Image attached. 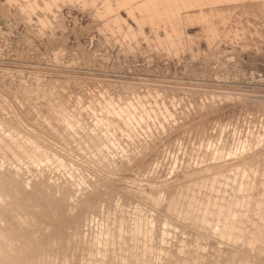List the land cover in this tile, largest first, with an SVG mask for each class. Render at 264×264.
Segmentation results:
<instances>
[{"label": "rangeland", "instance_id": "obj_1", "mask_svg": "<svg viewBox=\"0 0 264 264\" xmlns=\"http://www.w3.org/2000/svg\"><path fill=\"white\" fill-rule=\"evenodd\" d=\"M263 160L264 0H0V164L50 178L0 264H264L215 211L264 200Z\"/></svg>", "mask_w": 264, "mask_h": 264}, {"label": "bare ground", "instance_id": "obj_2", "mask_svg": "<svg viewBox=\"0 0 264 264\" xmlns=\"http://www.w3.org/2000/svg\"><path fill=\"white\" fill-rule=\"evenodd\" d=\"M229 7V6H228ZM21 79V78H20ZM19 80V79H18ZM13 81H15V80H13ZM30 81H31V79H30ZM18 83V82H17ZM12 127V126H11ZM14 128V127H13ZM17 129V128H16ZM36 143V142H35ZM17 144H18V141H17ZM36 144H38V143H36ZM38 154V153H37ZM30 154L28 153V155L26 154V156H24L25 158H26V160H30L29 162H32V163H34V162H36L37 164H43V165H46V159H48V157L49 156H41L42 158H44V159H42V158H40V159H38L37 157V159L36 158H34L35 156L34 155H32V157L34 158V159H32V158H30V156H29ZM44 155H45V153H44ZM56 155V154H55ZM40 156V155H39ZM261 157V156H260ZM263 163H264V160L262 161ZM21 163V162H20ZM261 165V164H260ZM263 165V164H262ZM228 166V165H227ZM264 166V165H263ZM3 167V171L0 169V215H2L3 214V216H4V218H0V238L1 239H8L9 237H11V239L13 238H16V237H21V236H24L26 233H28L27 231H28V229L26 230V228L25 229H23V227L22 226H24V224H20V223H22L23 222V219L19 216V215H17V213H21L20 212V210L19 209H24V207H31L32 206V208H33V206L35 205V204H38V206H40L42 203L40 202L39 203V200H38V197H39V194L42 192V187L43 186H45L49 181H50V178L49 177H47V176H42L43 174L41 173V174H36L33 178H23L21 175H20V173H19V170H17V168H15V166H13V164L12 163H4V164H0V168H2ZM202 168V167H201ZM236 174V173H235ZM262 183V185L264 186V180H261V181H259V183ZM64 186L65 187H67V190H69V182L67 181V180H64ZM249 186V187H248ZM248 186L246 185V187H248L249 188V190H251V194L249 193V194H247V198L250 196V195H252V194H255L254 193V190L255 189H257V187L252 183H249L248 184ZM240 187H242V184L240 185ZM34 190V192H30V191H33ZM14 193V194H13ZM264 194V193H263ZM263 194H261L262 195V197L264 196ZM243 199L246 197H244V196H241ZM251 197V196H250ZM250 197H249V199H250ZM256 198L255 199H253L254 198V196H253V198H252V200H247L248 202L247 203H245V204H243V202H242V204H239L240 202V199H237V198H234V200H232V202L231 203H233V204H230L226 209H222V208H220L219 207V205L218 204H216L218 207V209H216L215 211H217L218 213H220V215L217 213V212H213V214H217V215H219V216H217V218L218 217H221V219H220V221L222 220V223H220L219 225H222L223 224V222H225L226 223V221L227 220H229V222L228 223H226L225 225H222L223 227H226V228H228L230 231L231 230H233V229H235L233 232H235L236 233V231H243V230H241L240 228L242 227L241 226V224H243L244 223V221L245 222H247V221H253V222H257L258 224H255L256 226H257V228H255L254 226L253 227H251L250 228V230H248L246 233H253V234H258V232L260 231H264V222H261V218L262 217H264V215H263V212H264V200H262V199H260V197L258 196H255ZM69 198H71V197H69L68 195H66V197L65 198H63L64 200H66V202H68V200L67 199H69ZM257 198H259L257 201H256V199ZM264 199V198H263ZM3 200H8V201H3ZM246 199H244L243 201L244 202H246L245 201ZM66 202H65V204H66ZM239 204V207H238V204ZM69 204H71V202H69ZM237 204V206H235ZM67 206L66 207H68V203L66 204ZM191 205V204H190ZM252 205H254V210H252L251 208V212L249 213V216H248V208H249V206L250 207H252ZM37 206V205H36ZM138 207V206H137ZM235 207V208H234ZM37 208V207H36ZM69 208H71V207H69ZM189 209H188V211H190V210H192V211H190L191 212V214H192V212H194V213H196L195 212V210L197 209V207L195 206V205H193L192 206V208H191V206H189L188 207ZM191 208V209H190ZM67 210H68V212H69V209L68 208H66ZM19 210V211H18ZM66 210V211H67ZM228 210V212H226ZM25 211H27V210H25ZM34 210H32V212H33ZM67 212V213H68ZM185 212H187V209H186V211ZM237 213V217H236V219H233L232 220V218H233V216H232V213ZM5 213V214H4ZM23 214H24V212H22ZM189 213V212H188ZM193 213V215L195 216V214ZM227 213V214H226ZM224 214H226L225 216H223L222 217V215H224ZM14 215H16V217H14ZM22 215V214H21ZM187 216H189L188 214L187 215H184V217L182 218V215H181V217H178V219H180L181 221H186L185 223L187 224H189L191 227H195V228H197V230L198 231H202L201 229H203V231L205 232V231H209V232H213V231H216L215 229H214V227H215V224H211V226H207L208 225V223H207V219L205 220L204 218L203 219H199V218H197L196 216H195V218H197V219H195V220H192L193 219V216H192V219H187V218H185V217H187ZM190 218H191V216H189ZM148 218V217H147ZM227 219V220H226ZM192 220V221H191ZM247 220V221H246ZM189 221V222H188ZM216 221V219H214V222ZM1 222H5V225H2L1 224ZM182 222V223H183ZM219 223V220L218 221H216L215 223ZM218 223H217V225H218ZM251 223V222H250ZM245 225V224H244ZM33 226V225H32ZM83 226H87L86 225V223L83 225ZM189 226V227H190ZM203 227V228H202ZM194 228V229H195ZM237 228V229H236ZM248 228V227H247ZM31 229V228H30ZM36 229V227H33V230H35ZM190 229V228H189ZM193 229V228H192ZM212 229H214V230H212ZM219 229H221L220 228V226H219V228H218V231H219ZM223 229V228H222ZM240 229V230H239ZM197 230L195 231V232H197ZM226 230V229H225ZM218 231H216V232H218ZM227 233H228V230L226 231ZM32 233V232H31ZM57 233V232H56ZM201 233V232H200ZM199 233V234H200ZM203 233V232H202ZM245 233V234H246ZM204 234V233H203ZM202 234V235H203ZM218 234H219V232H218ZM57 235V234H56ZM59 235V234H58ZM221 235V234H220ZM219 235V236H220ZM225 235H226V233H225ZM261 235H262V233H261ZM264 235V234H263ZM205 236H206V232H205ZM218 236V235H217ZM233 236V235H232ZM258 236V235H257ZM152 237H153V235H152ZM152 237H151V239H152ZM192 237V236H191ZM222 237L223 238H226V239H223L224 241L226 240V243H229V246L230 245H232L231 243H233V242H235V241H231L232 239H230L227 235L226 236H224V234L222 235ZM95 238V237H94ZM245 238V237H244ZM256 238V237H255ZM254 238V239H255ZM150 239V238H149ZM150 239V240H151ZM195 239V238H194ZM63 240V239H62ZM94 240V239H93ZM95 240H96V238H95ZM116 240V239H115ZM136 240V239H135ZM64 241V240H63ZM121 241V240H120ZM251 241H255V240H251ZM263 241H264V239H263ZM114 242V241H113ZM152 242V241H151ZM198 242V243H197ZM197 244H196V246H200L201 247V240L200 239H198L197 240ZM214 242V241H213ZM237 242V241H236ZM235 242V243H236ZM106 243V242H105ZM250 243V242H249ZM258 244H259V242H257ZM90 244H91V242H90ZM108 244V243H107ZM115 244V243H114ZM101 245V244H100ZM132 245V244H131ZM216 245H217V243H216ZM112 246V245H111ZM146 246V245H145ZM234 246V245H233ZM248 246V245H247ZM155 247V246H154ZM242 247V246H241ZM249 247H251V246H249ZM131 248V247H130ZM139 248V247H138ZM187 248V247H186ZM232 248H234V247H232ZM252 248V247H251ZM127 249H128V247H127ZM241 249V248H240ZM183 250V249H182ZM234 250V249H233ZM256 250V249H255ZM125 251V250H124ZM179 251V250H178ZM194 251V250H193ZM237 251V250H236ZM258 251V249L256 250V252ZM201 252V251H200ZM209 252V251H208ZM228 252V251H227ZM238 252V251H237ZM256 252L254 251V254H256ZM101 253H102V257H103V259L105 260V261H108V257H107V255L105 254V252H104V250L102 249L101 250ZM175 253V252H174ZM180 255L182 254L181 253V250H180ZM179 253H176V255H170L169 257L170 258H172V256H175V257H179V255L177 256V254H179ZM186 253V252H185ZM194 253V252H193ZM192 253V254H193ZM196 253H198V251L196 250V252H195V255H198V254H196ZM211 253V252H210ZM207 254L208 255V258H209V255L211 256L212 254ZM244 253V252H243ZM258 253V252H257ZM173 254V253H172ZM190 254H191V252H190ZM188 255V256H191V255ZM203 254V253H202ZM231 254V253H230ZM233 254L234 255H237V254H235L234 252H233ZM233 254L232 255H228V253L227 254H222L221 252L219 253V251H216V252H214V255L212 256V259L216 262V263H218L217 261V259H222V257L224 258V257H226V258H228V260H230L231 262H234V261H237L238 262V260L241 258V257H239V259L237 260V257H238V255L236 256V257H234L233 256ZM29 254H27L26 255V258H24L25 256H23V255H21V256H19L20 258L17 260V262L16 263H20V264H30V262H28L27 260V256H28ZM30 255H33L32 253L30 254ZM183 255H184V252H183ZM195 255H194V257H195ZM200 255H201V253H200ZM203 255H205V254H203ZM202 255V256H203ZM255 256V255H254ZM15 257V256H14ZM183 257V256H182ZM185 257V256H184ZM166 258H168V256H166ZM169 258V259H170ZM185 258H187V256L185 257ZM189 258V257H188ZM192 258V257H191ZM190 258V259H191ZM197 258V257H196ZM200 258V257H199ZM211 258V257H210ZM252 258V257H251ZM254 258V257H253ZM252 258V259H253ZM8 259L10 260V261H12L11 260V255H8ZM27 259V260H26ZM75 259V258H74ZM148 259H150V258H148ZM163 259V258H162ZM168 259V260H169ZM174 259H176V258H174L173 257V260ZM207 259V258H206ZM225 259V258H224ZM246 259H247V257H246ZM256 259V258H255ZM259 259V258H258ZM143 260V259H142ZM152 260V259H151ZM159 260H161V258H159ZM167 260V259H166ZM171 260V259H170ZM208 260V259H207ZM242 260V258L240 259V261ZM244 260V259H243ZM242 260V262L244 263L245 261H243ZM248 260H251V259H247V261ZM29 261H31V260H29ZM75 261V260H74ZM147 262H148V260H146ZM150 261V260H149ZM163 262H164V259L162 260ZM161 261V262H162ZM224 261V260H223ZM222 261V262H223ZM239 261V262H240ZM252 261V260H251ZM255 261V260H254ZM253 261V262H254ZM258 261V260H257ZM15 262V260L12 262V264H15L14 263ZM63 262V261H62ZM68 262V261H67ZM151 262V261H150ZM149 262V264H151ZM155 262H156V260H155ZM162 262V263H163ZM168 262V261H167ZM226 262V261H225ZM230 262V263H231ZM261 262H263V261H261ZM158 263H160V262H158ZM211 263H212V261H211ZM228 263H229V261H228ZM227 263V264H228ZM242 263V264H243ZM252 263V262H251ZM68 264V263H67ZM76 264V263H75ZM132 264V263H131ZM138 264H139V262H138ZM141 264V263H140ZM142 264H143V262H142ZM221 264V263H220ZM225 264V263H224ZM232 264H234V263H232ZM238 264V263H237ZM248 264H249V262H248Z\"/></svg>", "mask_w": 264, "mask_h": 264}]
</instances>
